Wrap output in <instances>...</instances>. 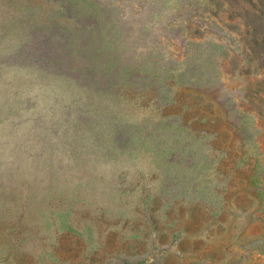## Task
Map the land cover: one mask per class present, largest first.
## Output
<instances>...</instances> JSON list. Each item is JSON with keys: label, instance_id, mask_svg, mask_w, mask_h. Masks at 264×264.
Masks as SVG:
<instances>
[{"label": "rangeland", "instance_id": "1", "mask_svg": "<svg viewBox=\"0 0 264 264\" xmlns=\"http://www.w3.org/2000/svg\"><path fill=\"white\" fill-rule=\"evenodd\" d=\"M0 264H264V0H0Z\"/></svg>", "mask_w": 264, "mask_h": 264}]
</instances>
